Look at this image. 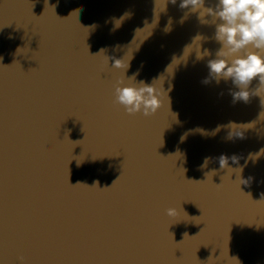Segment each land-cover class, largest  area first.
Returning <instances> with one entry per match:
<instances>
[{"label":"water","instance_id":"water-1","mask_svg":"<svg viewBox=\"0 0 264 264\" xmlns=\"http://www.w3.org/2000/svg\"><path fill=\"white\" fill-rule=\"evenodd\" d=\"M179 5L0 0V264H264V108L233 103L231 81L202 83L215 26L181 23ZM199 44L211 56L198 60ZM101 49L133 56L125 76L155 79L164 107L145 118L114 105L124 72ZM230 122L244 138L203 134ZM221 154L251 177L241 190L218 160L200 168Z\"/></svg>","mask_w":264,"mask_h":264},{"label":"clouds","instance_id":"clouds-1","mask_svg":"<svg viewBox=\"0 0 264 264\" xmlns=\"http://www.w3.org/2000/svg\"><path fill=\"white\" fill-rule=\"evenodd\" d=\"M176 2L177 0H171L173 5H175ZM205 4L206 0H180L179 5L180 9L187 10L181 18V23L188 18L189 14H198L197 18L201 24L215 26L213 39L220 47L215 53V58L207 61L208 76L202 80V83L207 85L213 80L217 84L221 81H231L232 85L238 89L236 91L229 90V94L233 98V103L243 101L247 104L252 97H259L261 107L264 108V0H216V2L210 6L206 7ZM130 15V13L126 12L121 18L115 19L113 31L118 29L122 25L124 19L129 18ZM206 17H211V19H206ZM145 23L147 24V22ZM165 31H170V28H166ZM202 39H205V37L197 34L190 45ZM190 45L186 46L185 49ZM115 48L119 50L121 46L116 45ZM200 48L201 44H199V53L196 52L198 60L211 56L209 50L205 49L201 52ZM104 53L105 49H101L100 52L94 54V56L102 54L107 65L109 64V60L112 59V68L124 72L123 77L117 78L113 86L114 105L122 107L128 116L142 114L145 118L154 116L164 107L165 99L161 96L159 89L156 88L155 79L151 84L146 83L144 80H137L139 70L131 76H125V72L130 67L129 62L133 56L126 61L125 56L116 59L115 57H108ZM254 81H258V85L255 88H250ZM221 95H223V93H221ZM167 104L170 108L168 94ZM261 114H264V111H261L259 116ZM245 125L247 124L230 122L228 125L218 126L217 129L213 130L211 133L204 132L203 134L206 136L215 135L221 127H225L230 129L227 137L228 139L237 137L244 138ZM250 158L255 160L257 157ZM212 160H218L220 170L227 169L230 175L233 171L236 172L237 179L234 182L238 185L239 189L241 184L247 185L249 180H251V177L248 180L241 178L240 174L243 171L242 167L233 169L229 166V160H231L233 164H239V157L236 155L228 157L221 154L219 157H205L200 168H206ZM183 170L184 172L186 171L185 169ZM216 174L217 171L212 170L206 172L205 176L208 178L209 175L213 177ZM120 176L113 181L112 185L120 179ZM187 181L199 183L205 180ZM96 183L98 184V182ZM215 185L220 186V184ZM180 212H184L181 207H169L166 209V215L170 218L177 217ZM186 235L188 236V234L185 233L184 237ZM18 260L20 264H24V257H18Z\"/></svg>","mask_w":264,"mask_h":264}]
</instances>
